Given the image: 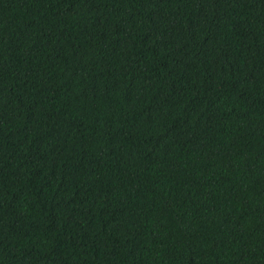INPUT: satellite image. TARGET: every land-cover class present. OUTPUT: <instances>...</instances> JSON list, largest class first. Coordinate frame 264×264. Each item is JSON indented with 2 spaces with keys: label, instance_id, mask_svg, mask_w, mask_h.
I'll use <instances>...</instances> for the list:
<instances>
[{
  "label": "trees",
  "instance_id": "trees-1",
  "mask_svg": "<svg viewBox=\"0 0 264 264\" xmlns=\"http://www.w3.org/2000/svg\"><path fill=\"white\" fill-rule=\"evenodd\" d=\"M0 264H264V0H0Z\"/></svg>",
  "mask_w": 264,
  "mask_h": 264
}]
</instances>
